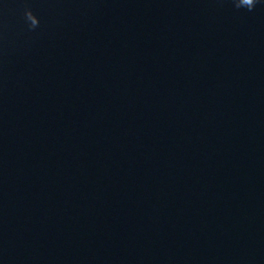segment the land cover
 <instances>
[{
  "label": "clouds",
  "instance_id": "obj_1",
  "mask_svg": "<svg viewBox=\"0 0 264 264\" xmlns=\"http://www.w3.org/2000/svg\"><path fill=\"white\" fill-rule=\"evenodd\" d=\"M262 0H233L234 7L237 9H247L248 11H253L258 3ZM25 21L28 23L30 29H35L39 25V19L33 12L29 9L25 11Z\"/></svg>",
  "mask_w": 264,
  "mask_h": 264
}]
</instances>
